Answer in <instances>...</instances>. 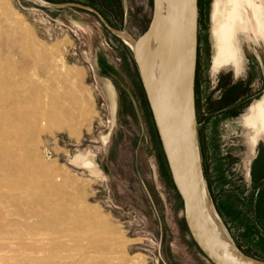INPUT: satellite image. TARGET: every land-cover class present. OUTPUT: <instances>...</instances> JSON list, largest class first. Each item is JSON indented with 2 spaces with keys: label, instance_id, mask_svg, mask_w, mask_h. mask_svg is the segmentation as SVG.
Returning <instances> with one entry per match:
<instances>
[{
  "label": "rangeland",
  "instance_id": "374dc122",
  "mask_svg": "<svg viewBox=\"0 0 264 264\" xmlns=\"http://www.w3.org/2000/svg\"><path fill=\"white\" fill-rule=\"evenodd\" d=\"M45 1L75 5L3 0L0 26L10 35L15 30L7 48L17 51L46 105L57 96L71 109L63 129L43 131L36 149L56 180L73 187L75 195L84 193L76 205L99 222L74 233V240L62 239L67 250L54 251L74 264H212L190 236L133 49L116 33L137 38L146 30L153 0ZM216 1L199 0L196 106L202 165L228 233L238 247L264 260V132L256 144L244 123L264 98V37L245 19L237 34L239 70L233 65L216 70ZM30 40L47 48L46 60L22 49ZM248 73L260 96L231 117L223 109L224 94L233 93L235 82ZM71 93L77 94L75 102ZM73 128L79 134H71ZM88 156L96 172L87 167Z\"/></svg>",
  "mask_w": 264,
  "mask_h": 264
},
{
  "label": "bare ground",
  "instance_id": "6f19581e",
  "mask_svg": "<svg viewBox=\"0 0 264 264\" xmlns=\"http://www.w3.org/2000/svg\"><path fill=\"white\" fill-rule=\"evenodd\" d=\"M3 4V0H0V6ZM248 18L254 21L264 37L263 0L216 1V55L213 61L216 69L233 65L236 71L239 70L238 27ZM9 31L0 26V264H74L65 262L66 258L60 257L57 250H54L59 247L67 250L68 244L62 239L74 240V233L85 231L90 225L99 222L94 220L88 209L76 205L82 201L84 193L75 195L73 187L56 180L36 149L40 134L64 126L72 111L57 96H52L48 106L46 105L41 92L33 88L26 69L19 65L17 51L7 48L8 37L15 33L13 30L10 35ZM122 34L126 37V42L133 45L127 34ZM37 42H23L22 49L32 52L37 59L46 60L47 48H39ZM164 48L161 45L156 48L155 58L159 67L168 69ZM54 61L56 62V58ZM61 67L65 68L64 64ZM72 85L71 83V87ZM76 96L71 93V100L75 102ZM244 122L254 131H264V99L251 108ZM71 134L79 133L73 128ZM86 165L96 172L95 163L89 156L86 158ZM102 225L107 227V224ZM83 260L86 261L84 258Z\"/></svg>",
  "mask_w": 264,
  "mask_h": 264
},
{
  "label": "water",
  "instance_id": "95a60500",
  "mask_svg": "<svg viewBox=\"0 0 264 264\" xmlns=\"http://www.w3.org/2000/svg\"><path fill=\"white\" fill-rule=\"evenodd\" d=\"M36 1L46 7L75 5ZM116 33L123 36V32ZM126 36L133 44L135 61L192 240L212 264H264L263 259L245 253L234 242L218 217L207 188L196 106L199 0H153L146 30L137 38ZM159 45L165 47L166 70L159 67L155 58Z\"/></svg>",
  "mask_w": 264,
  "mask_h": 264
},
{
  "label": "flooded vegetation",
  "instance_id": "af4514ba",
  "mask_svg": "<svg viewBox=\"0 0 264 264\" xmlns=\"http://www.w3.org/2000/svg\"><path fill=\"white\" fill-rule=\"evenodd\" d=\"M200 41V37H199ZM198 63H199V45H198ZM197 72H198V64H197ZM197 80V76H196ZM254 75L248 73L247 76L241 77L240 80H237L234 85L233 93L224 94V103L225 107L223 109H229V116L238 117L241 113L250 106L251 101L255 96L259 95L257 92V88H253L255 82ZM260 93V92H259ZM228 96L231 98L228 100ZM260 96V95H259ZM230 107V108H229Z\"/></svg>",
  "mask_w": 264,
  "mask_h": 264
},
{
  "label": "crops",
  "instance_id": "0c3cea01",
  "mask_svg": "<svg viewBox=\"0 0 264 264\" xmlns=\"http://www.w3.org/2000/svg\"><path fill=\"white\" fill-rule=\"evenodd\" d=\"M214 68H215V67H214ZM215 69H216V68H215ZM216 70H218V69H216ZM263 99H264V98H263ZM263 99H262V100H263ZM260 101H261V100H260ZM260 101H258V102H260ZM258 102H257V103H258ZM257 103H256V104H257ZM249 114H250V113H249ZM249 114H248V115H249ZM246 116H247V115H246ZM246 116H245V117H246ZM245 117H244V118H245ZM244 123H245V122H244ZM247 126H248V125H247ZM248 127L251 128L250 126H248ZM251 129H252V128H251ZM252 130H253V129H252ZM261 132H264V131H260V130H257V131L255 130V131H254V130H253L254 135L252 136V138H253V141H254L256 144H257V142H258L259 134H260ZM254 137L256 138L255 140H254Z\"/></svg>",
  "mask_w": 264,
  "mask_h": 264
},
{
  "label": "trees",
  "instance_id": "16d2710c",
  "mask_svg": "<svg viewBox=\"0 0 264 264\" xmlns=\"http://www.w3.org/2000/svg\"><path fill=\"white\" fill-rule=\"evenodd\" d=\"M244 251V250H243ZM201 252V251H200ZM246 253V251H244ZM248 254V253H247Z\"/></svg>",
  "mask_w": 264,
  "mask_h": 264
}]
</instances>
